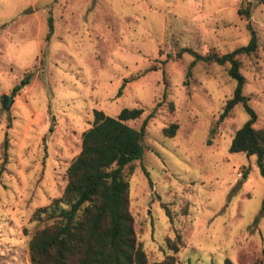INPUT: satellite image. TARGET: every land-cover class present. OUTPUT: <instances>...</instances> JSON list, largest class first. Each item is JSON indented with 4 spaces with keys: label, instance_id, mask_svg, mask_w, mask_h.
<instances>
[{
    "label": "rangeland",
    "instance_id": "obj_1",
    "mask_svg": "<svg viewBox=\"0 0 264 264\" xmlns=\"http://www.w3.org/2000/svg\"><path fill=\"white\" fill-rule=\"evenodd\" d=\"M246 23L257 47L235 58L257 128L264 125L260 0H0V264H30L27 240L45 224L32 214L60 195L92 110L114 116L123 107L142 109L127 121L134 128L148 116L143 153L128 176V210L147 261L172 253L166 238L176 232L175 264H264V179L253 155L227 150L248 116L237 103L217 121L235 80L227 63L188 67L193 55L185 51L229 52L247 42ZM172 122L175 133L165 136Z\"/></svg>",
    "mask_w": 264,
    "mask_h": 264
},
{
    "label": "trees",
    "instance_id": "obj_2",
    "mask_svg": "<svg viewBox=\"0 0 264 264\" xmlns=\"http://www.w3.org/2000/svg\"><path fill=\"white\" fill-rule=\"evenodd\" d=\"M264 2V0H260ZM238 13L249 17L248 9L238 8ZM247 42L222 54L198 55L188 67L201 60L216 64L227 63V74L235 80L231 96L218 114L222 120L231 108L239 103L247 119L233 132L227 150L254 156L258 174L264 179V125L254 127V110L242 94L244 78L239 71L237 54H251L257 47V36L250 24ZM188 74V72H187ZM27 73L10 89L13 96L28 83ZM169 108L172 103L169 102ZM141 108H121L114 116L101 110H92V123L80 133V147L65 169V184L58 197L47 205L34 210L33 216L45 224L36 228L27 240L30 264H175L181 238L175 232L174 239L166 238V246L172 253H165L160 260L148 262L140 242L137 241L132 216L128 210V176L134 169L133 162L143 153V134L146 118L138 128L127 121L141 114ZM176 123L162 128L165 136H173ZM50 129V127H49ZM6 133L1 142L5 157ZM146 174V173H145ZM165 215L170 216L164 204ZM222 264H233L224 258Z\"/></svg>",
    "mask_w": 264,
    "mask_h": 264
},
{
    "label": "water",
    "instance_id": "obj_3",
    "mask_svg": "<svg viewBox=\"0 0 264 264\" xmlns=\"http://www.w3.org/2000/svg\"><path fill=\"white\" fill-rule=\"evenodd\" d=\"M1 102H2V105L4 106V104L6 103V96L5 95H2Z\"/></svg>",
    "mask_w": 264,
    "mask_h": 264
}]
</instances>
